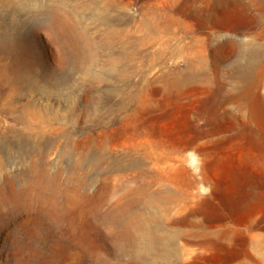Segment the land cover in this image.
<instances>
[{
    "label": "rangeland",
    "instance_id": "obj_1",
    "mask_svg": "<svg viewBox=\"0 0 264 264\" xmlns=\"http://www.w3.org/2000/svg\"><path fill=\"white\" fill-rule=\"evenodd\" d=\"M0 264H264V0H0Z\"/></svg>",
    "mask_w": 264,
    "mask_h": 264
},
{
    "label": "bare ground",
    "instance_id": "obj_2",
    "mask_svg": "<svg viewBox=\"0 0 264 264\" xmlns=\"http://www.w3.org/2000/svg\"><path fill=\"white\" fill-rule=\"evenodd\" d=\"M54 12L55 11H57V9L56 8H54V6L51 8ZM58 21H59V24H61V25H63V17H58ZM73 42V41H72ZM7 48H8V51L13 55V56H16L17 54V52H16V48H15V46H14V44H13V41H8V43H7ZM27 76H25V78H26ZM23 78V77H22Z\"/></svg>",
    "mask_w": 264,
    "mask_h": 264
}]
</instances>
